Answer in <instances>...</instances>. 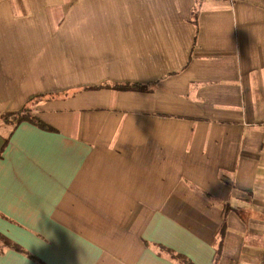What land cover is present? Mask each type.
<instances>
[{
    "label": "crops",
    "instance_id": "crops-1",
    "mask_svg": "<svg viewBox=\"0 0 264 264\" xmlns=\"http://www.w3.org/2000/svg\"><path fill=\"white\" fill-rule=\"evenodd\" d=\"M0 234V264H264V0H0Z\"/></svg>",
    "mask_w": 264,
    "mask_h": 264
},
{
    "label": "trees",
    "instance_id": "trees-1",
    "mask_svg": "<svg viewBox=\"0 0 264 264\" xmlns=\"http://www.w3.org/2000/svg\"><path fill=\"white\" fill-rule=\"evenodd\" d=\"M198 9L196 8L193 12L194 16H197ZM103 87L115 90H126V91H146L149 88V85L143 86L138 84H110L105 85ZM102 88V87H98ZM97 89V87H95ZM35 103V102H31ZM1 121L3 124H6L11 129V134L14 130L23 122H34L36 124H40L41 122L32 115V109L27 106L22 111L14 114H4L1 116ZM42 125H44L42 123ZM10 246L9 240L0 234V247L5 249V247ZM170 254V260H172L175 264H193L188 258L182 256L174 251L167 250Z\"/></svg>",
    "mask_w": 264,
    "mask_h": 264
},
{
    "label": "rangeland",
    "instance_id": "rangeland-1",
    "mask_svg": "<svg viewBox=\"0 0 264 264\" xmlns=\"http://www.w3.org/2000/svg\"><path fill=\"white\" fill-rule=\"evenodd\" d=\"M6 132V131H5Z\"/></svg>",
    "mask_w": 264,
    "mask_h": 264
}]
</instances>
